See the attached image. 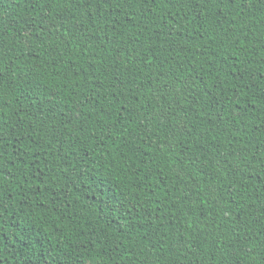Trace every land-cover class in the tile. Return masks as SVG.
I'll return each instance as SVG.
<instances>
[{
  "label": "trees",
  "instance_id": "16d2710c",
  "mask_svg": "<svg viewBox=\"0 0 264 264\" xmlns=\"http://www.w3.org/2000/svg\"><path fill=\"white\" fill-rule=\"evenodd\" d=\"M0 53V264H264V0H0Z\"/></svg>",
  "mask_w": 264,
  "mask_h": 264
},
{
  "label": "snow or ice",
  "instance_id": "6c2138e0",
  "mask_svg": "<svg viewBox=\"0 0 264 264\" xmlns=\"http://www.w3.org/2000/svg\"><path fill=\"white\" fill-rule=\"evenodd\" d=\"M94 2L96 3L97 6H99L100 4H106V5H111L112 3V0H94ZM150 2H156V0H150ZM213 2H215V0H213ZM220 2L225 6H230V5H233V6H236V5H239V4H247V3H251L252 0H220ZM78 3L79 4H83L84 3V0H78ZM117 3H119V0H117ZM122 6V5H121ZM219 6V4H218ZM227 14L225 13V16ZM65 35H68L70 37H72V39L74 40V36L71 32V30L69 29H65V32H64ZM65 46L67 47V41L65 42ZM0 55H2V53H0ZM137 55H139V52H137ZM60 63H63V61L61 60ZM68 66L65 64L64 65V68L66 69ZM62 71L60 68H57V72H60ZM45 103L47 104H51L52 103V97H47L45 99ZM118 111V110H117ZM54 118V117H53ZM113 124L116 123L115 120H112L111 121ZM56 227L58 228H63V227H68L67 224H58L56 225Z\"/></svg>",
  "mask_w": 264,
  "mask_h": 264
}]
</instances>
